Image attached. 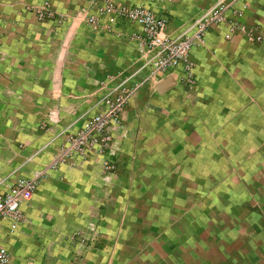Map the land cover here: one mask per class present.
<instances>
[{
  "label": "crops",
  "instance_id": "0c3cea01",
  "mask_svg": "<svg viewBox=\"0 0 264 264\" xmlns=\"http://www.w3.org/2000/svg\"><path fill=\"white\" fill-rule=\"evenodd\" d=\"M43 1L0 0V193L129 94L112 148L58 165L22 203L24 222L1 224L11 263L264 264V0H241L204 33L191 84L181 69L150 75L137 24L89 28L81 13L101 0H47L61 24L27 9ZM217 1L112 0L166 18L168 38ZM233 22L260 40L226 38Z\"/></svg>",
  "mask_w": 264,
  "mask_h": 264
},
{
  "label": "built area",
  "instance_id": "2783aa9c",
  "mask_svg": "<svg viewBox=\"0 0 264 264\" xmlns=\"http://www.w3.org/2000/svg\"><path fill=\"white\" fill-rule=\"evenodd\" d=\"M241 0H218L209 10L205 11L193 22L192 32L184 33L177 38L165 36L167 19L155 16L150 10L142 7H119L112 0H101L102 5L98 14L82 12L86 25L97 30L101 27V19L105 18L108 24H114L118 19H124L137 24L139 34H134L133 39L138 43V51L144 59V67L150 68V75L157 76L181 69L186 83L191 84V72L193 65L189 61L190 51L202 43L204 33L212 26L219 25L226 20L227 12ZM37 20H53L61 24L63 19L56 16L50 3L45 0L39 6H30ZM234 32L246 35L248 40L255 39L250 32L238 23H230V30L226 35L229 38ZM128 92L122 91L108 104V109L103 113L93 115L84 127L77 130L73 137H68L62 154L55 158L43 170L35 173L31 178H20L11 185L7 191L0 193V226L6 223L10 232H14L24 222L21 212L22 203L29 202L37 189L38 184L54 171L58 165L64 164L69 158L87 156L95 149L101 153L112 148V129L119 125L120 114L127 102ZM106 173L115 171V160L105 158L101 165ZM0 264H12L9 254L0 248Z\"/></svg>",
  "mask_w": 264,
  "mask_h": 264
},
{
  "label": "water",
  "instance_id": "95a60500",
  "mask_svg": "<svg viewBox=\"0 0 264 264\" xmlns=\"http://www.w3.org/2000/svg\"><path fill=\"white\" fill-rule=\"evenodd\" d=\"M172 81H173L172 78L169 77V78L165 79L163 82H161L160 87L164 88V89L169 88V87H171Z\"/></svg>",
  "mask_w": 264,
  "mask_h": 264
}]
</instances>
